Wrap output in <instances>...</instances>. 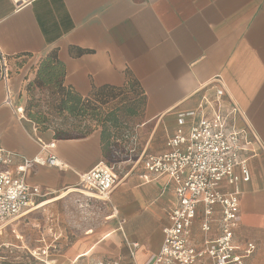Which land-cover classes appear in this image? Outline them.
<instances>
[{"label":"crops","instance_id":"obj_1","mask_svg":"<svg viewBox=\"0 0 264 264\" xmlns=\"http://www.w3.org/2000/svg\"><path fill=\"white\" fill-rule=\"evenodd\" d=\"M0 48L12 73V106L4 104L0 82V147L37 159L24 180L48 193L37 200L38 206L0 227L1 233L17 226L36 210L45 217L37 223L34 244L21 241L19 248L28 256L44 264H153L175 204L174 184L167 176H149L134 166L118 177L109 202H99L107 210L106 224L87 228L77 240L66 242L57 208L47 213L44 207L76 193L63 190L77 186L79 175L101 162L100 134L56 140L38 135L32 121L14 113L21 108L14 102L33 78L36 60L55 49L65 66L64 84L81 96L93 87H121L126 72L140 83L145 93L142 126L150 129L142 157L146 151L164 153L180 115L196 113L203 97L214 99L215 91L224 89L222 100H231L241 112L236 128L256 138L249 137L251 144L243 153L250 180L240 185L234 245L240 252L253 243L256 249L247 264H264V0H0ZM78 49L82 53L76 55ZM183 120L187 134L198 117ZM40 142L55 144L52 153L59 166L46 164L48 154ZM218 211L216 206L215 216ZM202 212L199 206L190 229L198 243L204 238ZM47 228L55 254L44 261ZM216 229L213 225L208 238L216 236ZM131 243L137 247L131 249Z\"/></svg>","mask_w":264,"mask_h":264},{"label":"built area","instance_id":"obj_2","mask_svg":"<svg viewBox=\"0 0 264 264\" xmlns=\"http://www.w3.org/2000/svg\"><path fill=\"white\" fill-rule=\"evenodd\" d=\"M18 4L23 0H11ZM11 67L8 56L0 48V82L4 86V104L12 106ZM219 82V81H217ZM223 88L215 91L214 99L203 97L196 113L179 117V128L166 140V151L160 155H146L143 169L149 176H167L174 184L175 204L168 212L169 224L162 229V243L153 264H247L255 251L253 243H246L240 252L234 245V229L239 214L241 183L250 180L246 148L256 139L251 131H239L235 121L240 109L231 100L223 101ZM15 115L24 118L23 108L14 109ZM198 117L184 133L185 117ZM48 156L46 164L59 166L52 150L54 143L40 142ZM20 165L14 166L16 159ZM39 161L25 159L0 147V227L33 209L37 200L48 195L38 186L25 182L26 173ZM118 178L114 169L102 161L79 175L76 187L86 198L108 203ZM222 185L226 190L222 189ZM88 195V196H87ZM202 206L200 230L204 235L195 242L191 234L197 209ZM219 207L215 216V207ZM114 210V209H113ZM213 225L216 236L208 238ZM131 249L137 247L130 244ZM94 264H118L96 262Z\"/></svg>","mask_w":264,"mask_h":264},{"label":"rangeland","instance_id":"obj_3","mask_svg":"<svg viewBox=\"0 0 264 264\" xmlns=\"http://www.w3.org/2000/svg\"><path fill=\"white\" fill-rule=\"evenodd\" d=\"M12 74V73H11ZM32 79V78H31ZM138 91H126L122 95L118 91H112L111 96L113 99L109 100L107 105L102 109L107 111L111 108L120 106L122 102H129L139 98ZM49 91L41 90L37 88H27L24 84L19 93V97L14 104L23 107L24 111L34 112L37 110L35 105L43 111H47L48 103L50 101ZM94 103L93 99L90 100ZM87 109L88 106L85 105ZM139 114L136 117H131L125 113H118L120 118V127L114 128L111 123H107V128L111 133L109 140V147L107 150V156L102 157L101 161L107 166L114 169L117 178L122 177L130 168L134 167L135 171H140L143 166L144 157L147 154H152L151 151H146L142 157L143 145L150 132L147 126H142L144 122V114L141 112V108L136 106ZM87 113H83L82 116H67L66 122L69 125L68 128L72 130V134L78 132H84L86 127L95 128L96 123L91 120ZM26 116V115H25ZM101 126L97 127V130L92 133L100 134ZM91 133V134H92ZM44 134H48L49 137L54 138L53 130H48ZM41 135V136H42ZM79 189V187H70ZM68 190L64 189L63 191ZM63 191L59 192L61 194ZM58 194H54L48 197H54ZM57 208V214L60 217V223L64 229L65 236L67 237L66 242L71 243L77 240L79 236L83 234V231L87 228H101L106 224L105 216L107 210L104 206L96 200L88 199L79 193H69L65 197L59 199L54 204H49L44 208H47V213H51L49 208ZM41 208L40 210H42ZM35 215L26 219L24 222L21 221L17 226H8L1 230L0 233V264H44L31 256L26 254V251L19 248L22 242L30 241L34 244V240L37 236V223L41 219H45L42 215H37V210L34 212ZM43 213V212H41ZM45 216V215H44ZM15 222L14 224H16ZM49 223V222H48ZM51 233L48 231L43 236L46 239L48 248V258L55 254L50 246ZM66 245L61 247V251H65ZM27 255V256H26ZM49 264V263H48ZM51 264V263H50ZM83 264V263H78ZM87 264V263H85Z\"/></svg>","mask_w":264,"mask_h":264},{"label":"trees","instance_id":"obj_4","mask_svg":"<svg viewBox=\"0 0 264 264\" xmlns=\"http://www.w3.org/2000/svg\"><path fill=\"white\" fill-rule=\"evenodd\" d=\"M72 52V49H71ZM79 55L81 50L76 51ZM33 78L25 84L27 88H37L39 91H49L50 101L47 111L37 108L36 111H24L25 118L32 121L35 125L38 135H42L48 130H53L54 139L70 140L82 138L90 135L93 131L101 126L100 144L102 157L107 156L108 143L111 133L107 128V123H111L112 127H120V118L118 113L122 112L131 117H136L139 112L136 108H141L144 112L145 108V93L140 83L129 73L125 74V82L121 87L102 86L93 87L89 94L81 96L71 87L64 84L65 66L59 60L57 50H51L44 56L39 57L31 68ZM138 91L139 98L129 102H122L120 106L104 111L102 108L107 105L108 101L113 99L112 91H118L122 95L126 91ZM93 99L94 103L90 100ZM85 105L88 108H85ZM91 120L96 123L95 128L86 127L84 132L72 134V130L68 128L66 122L67 116H82L87 113Z\"/></svg>","mask_w":264,"mask_h":264},{"label":"bare ground","instance_id":"obj_5","mask_svg":"<svg viewBox=\"0 0 264 264\" xmlns=\"http://www.w3.org/2000/svg\"><path fill=\"white\" fill-rule=\"evenodd\" d=\"M69 191H72V192H76V193H79L83 196H86V194H84L81 190L79 189H76V188H69L68 190H65V192H69ZM88 196V195H87ZM45 205V203L42 204V206Z\"/></svg>","mask_w":264,"mask_h":264}]
</instances>
